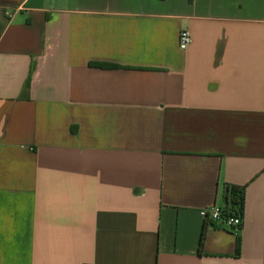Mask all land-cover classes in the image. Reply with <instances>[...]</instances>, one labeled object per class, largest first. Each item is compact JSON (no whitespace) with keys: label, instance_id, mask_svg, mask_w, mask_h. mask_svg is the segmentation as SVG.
<instances>
[{"label":"crops","instance_id":"0c3cea01","mask_svg":"<svg viewBox=\"0 0 264 264\" xmlns=\"http://www.w3.org/2000/svg\"><path fill=\"white\" fill-rule=\"evenodd\" d=\"M0 264H264V0H0Z\"/></svg>","mask_w":264,"mask_h":264},{"label":"trees","instance_id":"16d2710c","mask_svg":"<svg viewBox=\"0 0 264 264\" xmlns=\"http://www.w3.org/2000/svg\"><path fill=\"white\" fill-rule=\"evenodd\" d=\"M95 67L101 69H111L112 67L107 64H95ZM28 89V88H27ZM26 89V91H27ZM25 91V92H26ZM77 129L73 128V132H76ZM224 218H241L244 214V189L236 186H227L224 194ZM205 241V231H203L200 241V247H203ZM237 246L239 251V239H237Z\"/></svg>","mask_w":264,"mask_h":264},{"label":"built area","instance_id":"2783aa9c","mask_svg":"<svg viewBox=\"0 0 264 264\" xmlns=\"http://www.w3.org/2000/svg\"><path fill=\"white\" fill-rule=\"evenodd\" d=\"M191 44V36L188 32L183 31L180 34L179 37V47L181 50L185 51L187 50V48L189 47V45ZM201 216L207 220V221H211L215 224H223L224 226H226L227 228H230L231 230H233L235 233H238L239 230L242 227V219L241 218H228L225 219L224 218V211H223V207H218L215 206L213 208H211L210 210H203L201 212Z\"/></svg>","mask_w":264,"mask_h":264}]
</instances>
